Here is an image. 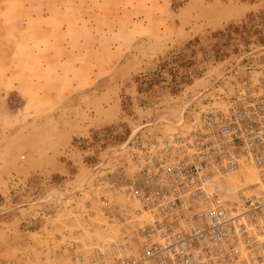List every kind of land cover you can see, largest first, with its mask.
Instances as JSON below:
<instances>
[{"label": "rangeland", "instance_id": "1", "mask_svg": "<svg viewBox=\"0 0 264 264\" xmlns=\"http://www.w3.org/2000/svg\"><path fill=\"white\" fill-rule=\"evenodd\" d=\"M263 60L264 0H0V264H93L132 142Z\"/></svg>", "mask_w": 264, "mask_h": 264}, {"label": "built area", "instance_id": "2", "mask_svg": "<svg viewBox=\"0 0 264 264\" xmlns=\"http://www.w3.org/2000/svg\"><path fill=\"white\" fill-rule=\"evenodd\" d=\"M131 209L102 200L118 231L93 264H264V60L233 100L132 142ZM255 175L245 187L234 178ZM118 221H115V218Z\"/></svg>", "mask_w": 264, "mask_h": 264}, {"label": "bare ground", "instance_id": "3", "mask_svg": "<svg viewBox=\"0 0 264 264\" xmlns=\"http://www.w3.org/2000/svg\"><path fill=\"white\" fill-rule=\"evenodd\" d=\"M245 180L244 179H241L239 177H235L234 178V183L237 185V186H240V187H245L247 186L248 184L250 183H253L257 180V177L255 175H246L245 176ZM248 180L247 182H243V181H246ZM35 210V209H34Z\"/></svg>", "mask_w": 264, "mask_h": 264}]
</instances>
